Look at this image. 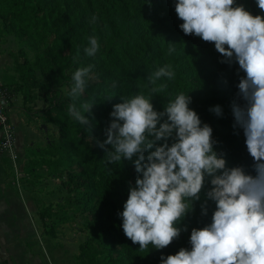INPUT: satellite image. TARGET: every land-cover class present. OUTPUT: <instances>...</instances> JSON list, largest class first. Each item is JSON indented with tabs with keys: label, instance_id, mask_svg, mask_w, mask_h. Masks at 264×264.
Masks as SVG:
<instances>
[{
	"label": "trees",
	"instance_id": "obj_1",
	"mask_svg": "<svg viewBox=\"0 0 264 264\" xmlns=\"http://www.w3.org/2000/svg\"><path fill=\"white\" fill-rule=\"evenodd\" d=\"M237 3L253 15L264 16L255 0ZM97 4L109 7L105 16L95 13ZM174 4L175 0H0L3 33L35 52L34 64L21 54L29 77L35 69L48 76L45 82H38L40 90L48 91L51 84L72 87L73 72L92 66L84 94L60 104L62 111L68 112L71 103L77 107L85 101L94 103L91 113H85L93 124L91 133L68 113L60 120L56 142L40 152L51 159L45 163L58 170L59 189L65 193L61 209L82 221L86 236L79 245L77 264H102V259L103 264H160L161 255H174L182 247L190 249L191 229L209 224L215 208L214 202L208 201V213L201 215L200 201L195 202L194 211L178 225H186L187 231H181L161 250L151 244L142 250L124 235L119 213L137 173L130 161L109 163L107 153L96 145V140L106 138L103 130L110 122L112 105L121 99L142 94L151 97L155 110L162 111L179 93L188 94L189 107L202 124L212 128V138L217 141L214 150L224 155L226 166H244L251 171L253 160L243 130L234 127L231 110L238 99L236 85L244 73L235 62L220 63L224 58L214 44L185 35ZM93 36L99 48L95 56L88 57L84 49ZM170 47L174 48L171 54ZM164 65L172 66L175 77L157 81L156 86L165 83L167 87L153 93L154 85L147 77ZM4 87L13 97L12 88ZM217 105L222 109L220 116L210 110ZM208 187L206 181L205 189ZM200 195L203 201L204 190ZM39 217L44 222L47 216L41 213Z\"/></svg>",
	"mask_w": 264,
	"mask_h": 264
},
{
	"label": "clouds",
	"instance_id": "obj_2",
	"mask_svg": "<svg viewBox=\"0 0 264 264\" xmlns=\"http://www.w3.org/2000/svg\"><path fill=\"white\" fill-rule=\"evenodd\" d=\"M255 3L264 12V0ZM174 11L185 35L214 44L224 58L220 63L235 62L244 73L231 110L253 164L251 171L226 166L224 155L214 150L212 128L189 107L188 94L179 93L162 111L142 94L121 99L112 105L106 138L96 145L109 163L130 161L137 173L119 213L122 231L142 250L149 244L161 250L187 231L186 225H178L194 211L195 202L200 201L201 215H207L212 201L211 222L191 229L190 249L161 255L160 264H264V16L253 15L237 0H175ZM88 43L85 55L93 57L99 48L96 37ZM173 51L170 47L169 54ZM91 70L89 65L73 72V101L84 94ZM174 77L172 66L164 65L147 79L156 93L167 87L156 86L157 81ZM93 105L68 106L69 115L89 133L93 124L85 113ZM210 110L222 114L219 105Z\"/></svg>",
	"mask_w": 264,
	"mask_h": 264
},
{
	"label": "rangeland",
	"instance_id": "obj_3",
	"mask_svg": "<svg viewBox=\"0 0 264 264\" xmlns=\"http://www.w3.org/2000/svg\"><path fill=\"white\" fill-rule=\"evenodd\" d=\"M95 8L96 14L105 16L109 7L97 4ZM0 54L4 58L0 68V85L10 86L13 91L9 117L19 140L18 151L23 156L24 166L20 169L25 175L20 179L18 189L14 185L15 174L8 158L0 155V191L5 195L0 206L5 204L1 208L5 207L8 216L11 215V225L15 231L24 228L22 233L16 231L19 235L10 230L8 238L5 230L9 224L5 222V230H2L5 241L8 243L10 239L21 248V238L24 239L25 252L34 255L41 264H75L79 244L86 236L82 221L61 209L65 193L59 189L61 180L58 170L45 163L51 160L49 157L40 155L50 142L57 140L60 120L68 115L66 110L62 111L60 104L70 100L71 87L51 84L48 91L40 90L38 82H45L48 76L35 69L34 77H29L21 55L26 56L29 64H34L35 52L14 37L4 34L1 23ZM19 194L23 195V200ZM8 195L12 199H7ZM27 199L35 205L34 212L28 208ZM41 213L47 216L44 222L40 220ZM21 234L25 236L21 237ZM52 234H55V238L51 237ZM101 263H105L104 259ZM0 264H15L5 254L1 238Z\"/></svg>",
	"mask_w": 264,
	"mask_h": 264
},
{
	"label": "built area",
	"instance_id": "obj_4",
	"mask_svg": "<svg viewBox=\"0 0 264 264\" xmlns=\"http://www.w3.org/2000/svg\"><path fill=\"white\" fill-rule=\"evenodd\" d=\"M8 88L0 85V155L6 156L15 174L14 185L20 189V179L24 178L18 166L19 155L16 146V134L9 117V108L12 101Z\"/></svg>",
	"mask_w": 264,
	"mask_h": 264
},
{
	"label": "crops",
	"instance_id": "obj_5",
	"mask_svg": "<svg viewBox=\"0 0 264 264\" xmlns=\"http://www.w3.org/2000/svg\"><path fill=\"white\" fill-rule=\"evenodd\" d=\"M3 60H4L3 55L0 54V68H1V63H2ZM15 134H16V132H15ZM18 142H19V140H18L17 135H16V146H17V152H18V155H19L18 166H19V168L22 169V167H24L23 164H22L23 163L22 162L23 156L18 151ZM3 196L5 197V195L2 194L1 191H0V197H1L0 203H3V202H1V201H3L2 200L3 199ZM20 197L23 200V198H24L23 195H20ZM7 199H12V196L8 195L7 196ZM27 203H28V206H29L28 208L32 212H34L35 211V205L33 204V202L32 201L30 202L27 199ZM2 206H5V204L2 205ZM2 206H0V238L2 239V243H3V246L5 248V254L7 256H9L10 259L15 264H41L34 255H32V254L29 255V254H27V252H25L27 250V248L25 247L26 244H24L25 243L23 241L24 239L21 238V245H22L21 248H19L18 245L16 246L15 244H17V243H14L12 240L10 241V239L8 240V243L5 241V238H4L5 236H4V233L2 232V230L4 229V225H5L4 223L5 222L7 224H9V226L6 224L8 228L5 227L6 230L4 229L5 232H6L5 233L6 234V237L10 236V230L13 231V234H16L17 233L16 231L22 233V231L24 230V228L23 229L22 228H19V230H16L15 231L13 229L12 225H11V222H12L11 215L8 216V213H7L8 211H6V208L5 207H4V209L1 208ZM22 236H25V234H21V237ZM8 238H10V237H8ZM15 242H17V241H15ZM74 260H75V264H76L77 259L74 258Z\"/></svg>",
	"mask_w": 264,
	"mask_h": 264
}]
</instances>
